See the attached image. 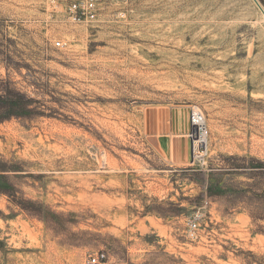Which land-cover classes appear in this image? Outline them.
<instances>
[{"label": "rangeland", "instance_id": "1", "mask_svg": "<svg viewBox=\"0 0 264 264\" xmlns=\"http://www.w3.org/2000/svg\"><path fill=\"white\" fill-rule=\"evenodd\" d=\"M67 2L0 0V264H264L259 7Z\"/></svg>", "mask_w": 264, "mask_h": 264}, {"label": "built area", "instance_id": "2", "mask_svg": "<svg viewBox=\"0 0 264 264\" xmlns=\"http://www.w3.org/2000/svg\"><path fill=\"white\" fill-rule=\"evenodd\" d=\"M127 0H68L65 6L66 18L73 23H94L98 22L100 17L107 15H121L122 12L117 10L116 6L125 3ZM60 46V42H56ZM188 124L190 126L189 137L193 142L200 141L208 134L207 126L203 113L196 107L190 108L188 113ZM196 222L191 224L195 229ZM87 264H114L109 256L98 251L90 254L86 261Z\"/></svg>", "mask_w": 264, "mask_h": 264}, {"label": "bare ground", "instance_id": "3", "mask_svg": "<svg viewBox=\"0 0 264 264\" xmlns=\"http://www.w3.org/2000/svg\"><path fill=\"white\" fill-rule=\"evenodd\" d=\"M253 1V0H252ZM254 2V1H253ZM262 18H264V14L262 13ZM194 145L195 146H200V145H202V149H203V151L204 150H207V138L205 137V138H203L202 140H200V141H196V142H194Z\"/></svg>", "mask_w": 264, "mask_h": 264}, {"label": "water", "instance_id": "4", "mask_svg": "<svg viewBox=\"0 0 264 264\" xmlns=\"http://www.w3.org/2000/svg\"><path fill=\"white\" fill-rule=\"evenodd\" d=\"M255 2V4L259 7V9L261 10V12L264 14V9L261 7V5L259 4L258 0H253Z\"/></svg>", "mask_w": 264, "mask_h": 264}]
</instances>
